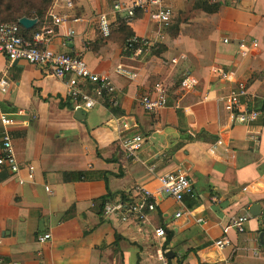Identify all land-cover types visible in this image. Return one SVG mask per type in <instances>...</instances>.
<instances>
[{"label":"crops","instance_id":"crops-1","mask_svg":"<svg viewBox=\"0 0 264 264\" xmlns=\"http://www.w3.org/2000/svg\"><path fill=\"white\" fill-rule=\"evenodd\" d=\"M201 2L166 0L171 23L154 48L137 61L121 55L125 31L112 16H107L106 38L89 21L93 15L109 14L108 0H72L71 10L54 9L53 13L88 23L72 25L74 37L65 43L53 27L50 50L76 55L92 73L108 77L117 90L116 108L100 103L76 116V110L65 107L64 79L50 76L46 68L8 63L0 55V79L6 83L0 92V115L13 121L6 131L17 163L34 170L32 182L17 185L24 172L11 175L0 168V261L264 264V0L238 4L224 0L211 14L200 9ZM33 25L19 30L20 35L29 38ZM43 25L51 26V20L45 17ZM126 27L150 39L155 31L141 15ZM243 36L256 40L257 54H238L236 44ZM172 58L177 59L175 65L169 63ZM117 65L136 68L135 78L117 76ZM212 66L234 71L233 82L218 80L210 72ZM185 73L197 86L180 98L178 109L171 107L172 94L162 110L140 109L137 100L152 85L165 80L175 86ZM237 81L246 84L248 93L240 100L241 108L258 113L245 126L231 124L217 101ZM124 120L131 128L121 135L136 133L144 140L136 159L125 158L118 147L117 125ZM2 130L0 125V134ZM216 143L226 149L223 157L206 153ZM176 170L186 172L192 188V196L179 203L159 192L156 182L158 176ZM77 173L83 179H77ZM136 185L154 202L145 220L104 219L99 199L106 189L111 195L108 202L126 204ZM252 205L258 207L256 216L248 212ZM242 214L250 219L237 234L228 221ZM157 228L164 233L162 239L153 236ZM44 233L49 240L37 243L36 237ZM223 235L230 244L218 250L212 243Z\"/></svg>","mask_w":264,"mask_h":264},{"label":"built area","instance_id":"built-area-1","mask_svg":"<svg viewBox=\"0 0 264 264\" xmlns=\"http://www.w3.org/2000/svg\"><path fill=\"white\" fill-rule=\"evenodd\" d=\"M224 0H206L209 5H221ZM242 0H230L231 4H238ZM64 10L72 9V0H52L47 10L46 17L51 20L50 25H43L29 38H23L19 33L20 25L18 23H0V55L6 62H23L35 68H46L48 74L58 79H64L65 99L72 110L88 111L105 103L108 108L118 107V94L112 81L106 77L92 73L85 62L76 55H66L54 53L49 48V42L54 37L53 27L60 31L63 42H70L74 37L72 25L88 23L87 19L68 16L66 14L53 13L55 8ZM113 17L116 22H123L128 26L137 15L145 16L154 27L152 39L134 35L126 38L121 46V55L131 61H137L145 57L151 49L162 39L161 31L167 28L172 20V9L166 3V0H130L123 2L118 0L111 5L109 14L93 15L89 21L95 23L99 34L106 38L109 35V23L107 16ZM226 42V40H223ZM237 50L240 56H247L258 53V44L256 40L247 36L241 37L237 42ZM180 56L178 60H182ZM171 65L177 63V59L169 60ZM136 68L132 66L117 65L114 73L117 76L127 80H133L136 76ZM210 72L217 76L222 82H233L234 71L224 70L212 66ZM6 83L0 79V92L5 91ZM197 86L195 79L185 73L175 86H170L163 80L152 85L150 90L138 98L137 104L145 113H155L168 106L170 94L173 96L172 108L178 109L180 98L191 92ZM247 88L244 82H235L234 86L223 96L217 99L220 106L227 112L228 120L235 125H248L253 122L258 113L255 110L246 107L241 108V99L247 97ZM206 98H203L205 100ZM0 125L3 130L0 134V168L11 175H18L23 171L24 179L17 178V185L30 183L33 180V167L26 165L20 167L17 163L10 141V136L6 128L13 125L11 119L0 115ZM127 121H120L117 125L119 137L117 139L118 147L125 158L136 159V154L143 144V138L136 133L128 136L121 134L130 129ZM220 150V151H218ZM226 149L219 143L210 145L206 149L208 156L214 158L223 157ZM158 191L163 195L179 203L184 196H192V188L185 171L176 170L165 173L156 178ZM245 190V188L243 189ZM44 191L48 192L44 187ZM132 196L128 203L123 204L120 200L106 202L102 206V216L106 220H115L127 222L130 217L135 218L137 222L145 220L147 212L154 210V202L151 195L142 186L132 187ZM215 200V197L212 198ZM179 216V212L175 217ZM250 219L248 214H242L231 217L228 221V227L233 228L237 234L243 232L244 224ZM155 238L162 239L164 233L162 229L157 228L153 231ZM50 235L44 233L36 237V242L42 244L49 240ZM230 244L224 235L213 241L212 245L218 250L228 247ZM255 255V252H252ZM0 264H20L17 262H4ZM230 264V263H228Z\"/></svg>","mask_w":264,"mask_h":264},{"label":"trees","instance_id":"trees-1","mask_svg":"<svg viewBox=\"0 0 264 264\" xmlns=\"http://www.w3.org/2000/svg\"><path fill=\"white\" fill-rule=\"evenodd\" d=\"M118 0H108L110 4H113ZM52 0H0V23H18V20L22 18L34 20L33 32H36L42 25L45 20L46 13L50 7ZM219 5H209L206 0H202L200 4V9L204 13H215ZM118 26L125 31V38L131 36L132 32L125 30L127 28L123 22H117ZM19 30H23L22 27H19ZM123 40V42H124ZM122 42V44H123ZM107 106V105H106ZM65 107L72 109L69 103L65 104ZM108 107V106H107ZM264 127V120L261 121ZM77 179H83L82 173L75 174ZM111 195L106 189V195L103 198L99 199L100 206H103L104 203L110 201ZM178 264L179 260L176 261ZM166 264H169V260Z\"/></svg>","mask_w":264,"mask_h":264},{"label":"water","instance_id":"water-1","mask_svg":"<svg viewBox=\"0 0 264 264\" xmlns=\"http://www.w3.org/2000/svg\"><path fill=\"white\" fill-rule=\"evenodd\" d=\"M18 24L22 27V28H30L33 24H34V20H30V19H26V18H22L20 20H18ZM75 115L76 116H80L81 112L79 110L75 111ZM248 212L251 216H256L258 215V207L256 205H252L250 206V208L248 209ZM262 238V234L259 235V239ZM166 257H168V253H166Z\"/></svg>","mask_w":264,"mask_h":264}]
</instances>
